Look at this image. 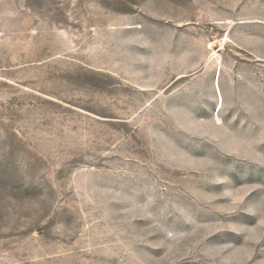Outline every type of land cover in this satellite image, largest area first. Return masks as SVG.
Segmentation results:
<instances>
[{
	"label": "rangeland",
	"instance_id": "obj_1",
	"mask_svg": "<svg viewBox=\"0 0 264 264\" xmlns=\"http://www.w3.org/2000/svg\"><path fill=\"white\" fill-rule=\"evenodd\" d=\"M0 264H264V0H0Z\"/></svg>",
	"mask_w": 264,
	"mask_h": 264
}]
</instances>
